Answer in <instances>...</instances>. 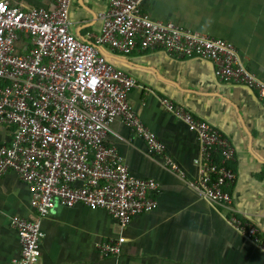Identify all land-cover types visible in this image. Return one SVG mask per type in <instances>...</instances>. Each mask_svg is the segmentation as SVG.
I'll use <instances>...</instances> for the list:
<instances>
[{"label": "built area", "instance_id": "2783aa9c", "mask_svg": "<svg viewBox=\"0 0 264 264\" xmlns=\"http://www.w3.org/2000/svg\"><path fill=\"white\" fill-rule=\"evenodd\" d=\"M145 0H110L94 43L70 32L72 0H54L52 10L23 9L0 1V125L13 129L9 144L0 145V176L14 172L30 191L35 218H11L21 244L13 264H37L44 234L41 220L56 204L83 205L106 212L125 230L132 219L154 211L159 185L131 175L116 148L106 144L117 119L140 137L152 156L183 177L166 146L142 121L128 100L134 77L112 64L96 46L129 55L165 50L181 58L200 57L215 64L216 77L243 85L264 100V81L240 60L236 46L224 39L173 22L153 20ZM20 34L32 40L20 53ZM163 109L182 121L199 141L198 177L189 184L209 203L229 214L228 221L264 252L256 227L235 216L229 192L237 174L230 167L235 149L217 128L167 97ZM126 238L99 245L102 256H120Z\"/></svg>", "mask_w": 264, "mask_h": 264}, {"label": "crops", "instance_id": "0c3cea01", "mask_svg": "<svg viewBox=\"0 0 264 264\" xmlns=\"http://www.w3.org/2000/svg\"><path fill=\"white\" fill-rule=\"evenodd\" d=\"M0 1L25 10L55 7L54 0ZM142 7L153 20L233 43L241 62L264 81V0H145ZM109 8L110 0H72L70 32L94 43ZM15 46L25 53L32 40L20 34ZM96 47L136 79L129 103L164 143L183 177L150 155L145 142L117 119L106 144L116 148L131 175L156 180L157 208L134 217L122 230L106 212L56 204L41 220L44 237L37 264H264V252L234 228L229 214L190 186L198 177V138L160 103L163 97L171 99L228 138L235 149L229 164L237 174L229 188L235 216L264 237V100L243 85L220 81L208 59L181 58L165 50L125 55ZM12 136V128L0 125V145L9 144ZM14 216L33 219L35 210L28 186L10 171L0 176V264H13L21 256ZM121 236L126 238L123 253L102 256L99 245Z\"/></svg>", "mask_w": 264, "mask_h": 264}]
</instances>
